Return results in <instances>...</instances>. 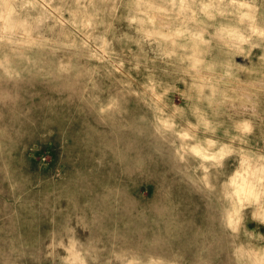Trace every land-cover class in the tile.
I'll list each match as a JSON object with an SVG mask.
<instances>
[{
	"label": "rangeland",
	"instance_id": "1",
	"mask_svg": "<svg viewBox=\"0 0 264 264\" xmlns=\"http://www.w3.org/2000/svg\"><path fill=\"white\" fill-rule=\"evenodd\" d=\"M0 264H264V0H0Z\"/></svg>",
	"mask_w": 264,
	"mask_h": 264
}]
</instances>
